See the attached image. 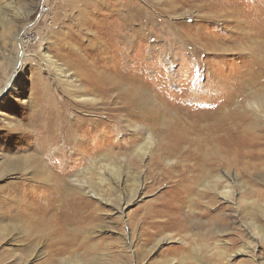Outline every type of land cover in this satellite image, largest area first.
Here are the masks:
<instances>
[{
  "label": "rangeland",
  "instance_id": "374dc122",
  "mask_svg": "<svg viewBox=\"0 0 264 264\" xmlns=\"http://www.w3.org/2000/svg\"><path fill=\"white\" fill-rule=\"evenodd\" d=\"M213 1L208 22V0H0V264H264V116L248 106L264 95V0ZM219 105L262 144L229 152V201L197 165L218 156ZM168 209L163 240L137 238Z\"/></svg>",
  "mask_w": 264,
  "mask_h": 264
},
{
  "label": "bare ground",
  "instance_id": "6f19581e",
  "mask_svg": "<svg viewBox=\"0 0 264 264\" xmlns=\"http://www.w3.org/2000/svg\"><path fill=\"white\" fill-rule=\"evenodd\" d=\"M185 1L186 0H181V2H185ZM208 1H209V3H206L205 5H202V6L199 7L200 8L199 10L203 12V15L201 16V19H202L201 21L204 20V21H208L209 22V21H212V19H214L215 17H218L217 15H218V11L220 10V6L221 5L215 3L213 0H208ZM145 15H146L145 11H143V10L139 11V17H143ZM221 16L228 18L230 15L227 13V14H223ZM136 17H137V15H131L130 17H127L125 19V22L123 23L124 27L131 26V24H133V22L136 19ZM136 31H137L136 29H132L130 27L127 30L126 34H133ZM169 35H170V37H169L170 40L175 42V43H179V42L181 43L185 39V37L183 35V32L180 31V30L175 32V33H169ZM117 38L120 39V35L117 34ZM198 39H199V37L197 35V38H195L194 41L195 40L198 41ZM22 40L23 39H21V41ZM125 40H126V42L128 44L132 43L130 40H127V39H125ZM124 42H122V44L126 45V43H124ZM22 51H20V53L18 55V58L16 59V64H22L23 63V60H24L23 58L26 55V52H25V50L23 52ZM49 63H51V61H49ZM52 68H53L54 71L62 73L63 69H61V67L59 65H57L55 63H52ZM18 81H19V77L16 75L15 71L10 73L6 77V82H7L6 83V89H8V90L11 89V94L16 91V86L19 84ZM90 83L92 85H94L96 83V81L92 80V82L90 81ZM4 89H1V92ZM78 96L82 97L84 95L81 93V94H78ZM222 102L225 103V102H228V101L226 99H224ZM220 104H221V102H220ZM248 106L250 107L249 109L252 111V114L254 115L255 118L259 119L260 117H263L264 116V114H263L264 113V95H260L258 93H256L255 95L253 94V97L249 101ZM221 108H223V106H220L216 110L212 106L211 108L209 107V111L207 110L208 115L211 118L213 117V119L217 122V126L219 128L218 132L213 133L214 136H217V138H216V140L214 142H216V144H217L218 156H215L212 159H208V161H209L208 164L206 163V161L204 159L202 162L199 161L197 163V165L199 164V166H198L199 170L204 172V173L205 172H210L211 173V172L216 171V172L212 173L213 174L212 175V179L209 181V184H206L205 188L211 190V192H212V194H214V196H215V194H219L220 196H222L223 198L228 200L230 197H232V194H233L232 177H231V171H230L229 168L233 164V160H235L234 162H238L239 158L243 155V154L241 155V153L239 152V149L241 150V149H244V147H245V155H249L251 153L249 148L250 147H254V146H258V145L261 144V142L259 141V138L257 137V135L252 134L253 132H245L244 131V135H243L240 132H232L229 128L224 127V124H225V119H224L225 115H223L224 111L218 113ZM11 116L13 118L16 117L13 114ZM244 116H245V129L246 128L249 129L250 126L257 125V120L256 119H255V121L252 119V121L248 123V122H246V115H243V117ZM203 118H204V116H203ZM136 124L138 125V123H136ZM9 125H13V127L15 128L16 122L14 121V119H11V121L9 122ZM40 127H42L43 131H46V132L50 131L51 135L53 134V131H56V130H53L52 128H50V126H48V125H43L42 124V125H40ZM248 129H246V130H248ZM138 131H144V129L140 128V129H138ZM146 133H147V130H146ZM40 138L45 139L42 136ZM42 145L45 146V144H42ZM47 145L48 144H46V146ZM46 146L43 147V148H45V150L42 149L43 155L47 154L50 157L57 156V154H54L52 152L49 153L48 152L49 148H47ZM49 146H52V145H49ZM146 150L147 149H145V148H140L139 154H141V158H143L144 156L147 155V151ZM227 151H228V153L226 154ZM230 151L233 152L232 153L234 155L233 156L234 157L233 160H231V158L228 157V154H229ZM43 155H42V157H43ZM254 156H257V155H254ZM89 157H88V160H90V162H92L93 165H95L98 162L102 161V159H101L102 157H98L96 160H94L93 158H89ZM210 162H212V163H210ZM220 162L225 163V167H223V165L222 166L219 165ZM195 164H196V162H195ZM117 166H116V164L112 165V163H110V162L107 163L106 162L105 164H102L100 166V168H105L107 170V172H110V174L113 173L115 176H118L117 178H119L121 173H120V168L117 167ZM38 167H40V166L38 165ZM42 167H43V169H45L46 166L43 164ZM46 168H48V167H46ZM49 168H50V166H49ZM91 170H93V167H91ZM88 171H90V170H88ZM104 178L105 177H104L103 174L99 175V179L100 180L103 181ZM185 179H187V178H185ZM71 196L73 197V195H71ZM77 199L78 198H76L74 200H77ZM22 200H20V201L18 200V209L19 208H24L27 205H31V206L33 205V204H28L26 199L24 201H22ZM77 202H79V201H77ZM152 218H157V219L149 221V222H144L143 221V224L141 226L142 230H141L140 234L137 237V238H142L144 241H147L148 243L158 244L161 240H163L165 238L164 237L165 236V230L169 229L171 225L177 224L179 222V215L176 214L175 212L169 211V209L167 211H163V210L162 211H158L157 214L152 215Z\"/></svg>",
  "mask_w": 264,
  "mask_h": 264
},
{
  "label": "snow or ice",
  "instance_id": "6c2138e0",
  "mask_svg": "<svg viewBox=\"0 0 264 264\" xmlns=\"http://www.w3.org/2000/svg\"><path fill=\"white\" fill-rule=\"evenodd\" d=\"M0 95H2V94H0Z\"/></svg>",
  "mask_w": 264,
  "mask_h": 264
}]
</instances>
